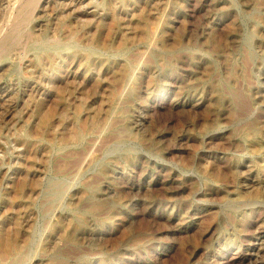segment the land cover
<instances>
[{
	"label": "rangeland",
	"instance_id": "rangeland-1",
	"mask_svg": "<svg viewBox=\"0 0 264 264\" xmlns=\"http://www.w3.org/2000/svg\"><path fill=\"white\" fill-rule=\"evenodd\" d=\"M28 31L66 50L0 58V264H264V0H40Z\"/></svg>",
	"mask_w": 264,
	"mask_h": 264
},
{
	"label": "bare ground",
	"instance_id": "bare-ground-1",
	"mask_svg": "<svg viewBox=\"0 0 264 264\" xmlns=\"http://www.w3.org/2000/svg\"><path fill=\"white\" fill-rule=\"evenodd\" d=\"M12 1L13 3L8 5L9 6L8 8L9 14L7 16L8 26L4 27L3 29H2L3 26L0 27V58L9 57L14 50L17 51L19 49L25 51L27 50L28 46L31 43L34 45V47L37 50H43L41 53L45 52L44 54L49 55L50 52L48 51L54 48L55 55H63V53L66 50V44H64L63 42L61 43L59 41H56L54 44H52L47 34H43V36H41L38 41V39L33 34H31L32 32L30 31L31 32L30 33L28 31L29 22L33 18L35 9L38 7L40 0H12ZM5 23L3 22V24ZM67 49H72V48H67ZM49 188L52 191L53 194L52 197H54L59 190V183L51 182ZM19 260H21L20 257Z\"/></svg>",
	"mask_w": 264,
	"mask_h": 264
}]
</instances>
